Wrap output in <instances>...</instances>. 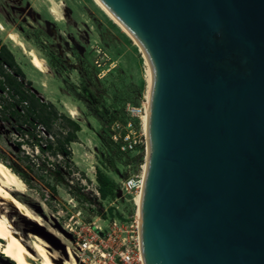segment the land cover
Masks as SVG:
<instances>
[{"label": "water", "instance_id": "water-1", "mask_svg": "<svg viewBox=\"0 0 264 264\" xmlns=\"http://www.w3.org/2000/svg\"><path fill=\"white\" fill-rule=\"evenodd\" d=\"M150 66L144 264H264V0H99Z\"/></svg>", "mask_w": 264, "mask_h": 264}, {"label": "rangeland", "instance_id": "rangeland-1", "mask_svg": "<svg viewBox=\"0 0 264 264\" xmlns=\"http://www.w3.org/2000/svg\"><path fill=\"white\" fill-rule=\"evenodd\" d=\"M53 1L59 19L51 12V0H0V22L6 28L0 32V40L25 75L24 82H30V88L43 102L52 104L59 114L78 123L80 130L77 140L69 145L71 157L67 167L61 156L43 157L37 148L28 145H22L20 151L14 143L20 141L16 131L11 124L0 120V150L4 154L9 158L29 154L38 163L46 158L51 170L56 164L63 168L67 183L56 182L44 169L35 167L29 173L27 193L18 197L41 218V225L22 217L11 207L5 208L25 244L29 246L34 236H38L46 242L56 262L69 260L71 252L77 264L104 261L111 264L110 257H101L103 246L98 238L108 236L110 222L103 214L107 215L110 208L112 219L121 212L131 217L136 211L133 196L122 192L120 187L123 180L141 175L146 163L142 114L147 66L133 40L93 0ZM9 32L17 34L28 50H34L45 61V73L32 67L29 56L7 38ZM102 104L116 114V121L109 126L102 124L95 112ZM71 109L76 110V116L69 115ZM53 130L59 135L68 131L62 120L56 122ZM104 137H112L115 142L123 138L124 154L113 153ZM135 140L140 142L136 151L125 154ZM107 157H112L115 170L102 163ZM19 164L25 168L29 161ZM97 169L118 185L112 201H102L100 197ZM80 187L85 188L83 191L91 201L76 198ZM110 245L108 242L105 246L106 252L114 250ZM12 262L0 251V264H15Z\"/></svg>", "mask_w": 264, "mask_h": 264}, {"label": "trees", "instance_id": "trees-1", "mask_svg": "<svg viewBox=\"0 0 264 264\" xmlns=\"http://www.w3.org/2000/svg\"><path fill=\"white\" fill-rule=\"evenodd\" d=\"M24 80L25 75L16 63L13 54L5 45H2L0 40V120L11 124L16 131L20 141L14 143L19 150L22 145H28L31 148H37L43 157L46 155L61 156L66 161V166L68 164L70 166L69 145L77 140L80 125L59 114L52 104L43 102L30 88V82L25 83ZM95 112L98 119L106 126L116 121V114L104 104L101 107L97 106ZM59 120H62L68 129L64 135H59L53 130L54 125ZM103 140L113 153L124 154L121 152V148L124 147L123 138H120V142H115L112 137H104ZM136 149V146L132 150L126 148L125 154L136 151ZM15 156V158H9L0 150V161L20 177L25 184L30 185L28 175L35 167L50 173L56 182L67 184L61 166L56 164L52 166L53 170H51V167L47 166L46 158L43 162L38 163L32 160L29 154L24 153L23 156L15 154ZM20 161H29V164L23 168L19 164ZM102 163L108 166L110 170L116 169L112 157H107ZM96 180L102 201H112L116 198L118 185L115 180L107 176L101 169H97ZM83 190L85 188H79L76 198L79 201H91ZM103 215L112 217L113 210L110 208L107 215ZM118 217H122V215L119 214Z\"/></svg>", "mask_w": 264, "mask_h": 264}, {"label": "bare ground", "instance_id": "bare-ground-1", "mask_svg": "<svg viewBox=\"0 0 264 264\" xmlns=\"http://www.w3.org/2000/svg\"><path fill=\"white\" fill-rule=\"evenodd\" d=\"M52 1L51 12L60 18L56 4ZM93 2L105 13V15L118 27L121 28L123 33H125L129 38H131L134 44L143 53L145 59V64L147 66V92L146 100L144 103L145 112L142 114V122L144 127V132L147 136L148 128V108H149V89H150V66L146 54L139 46L137 41L129 34V32L122 26L118 20L103 6L99 0H93ZM5 26L0 22V32H5ZM7 38L15 45H17L24 54L29 56V61L33 68L37 69L41 73L46 72L45 61L34 51L28 50L25 43L13 32L7 33ZM143 109V110H144ZM71 117L77 115L76 110L71 109L68 111ZM145 167L146 163L142 167V178H145ZM27 185L25 182L18 177L10 168L4 165L0 161V251L1 253L15 264H60L54 260L48 251V245L38 236H34L31 243L25 244V240L17 232L12 222L8 217V212L5 206L13 208L22 217L27 218L39 225H41V218L33 213V211L18 197V194H26ZM142 193L139 192L136 197V204L138 205V219L139 210L141 206ZM70 259L64 260L61 264H77L72 253L70 252Z\"/></svg>", "mask_w": 264, "mask_h": 264}, {"label": "built area", "instance_id": "built-area-1", "mask_svg": "<svg viewBox=\"0 0 264 264\" xmlns=\"http://www.w3.org/2000/svg\"><path fill=\"white\" fill-rule=\"evenodd\" d=\"M127 139H130V136H128ZM133 143V145H130L131 150L134 146L140 144V142L136 140L133 141ZM120 188L122 192L133 196L132 201L134 202L136 211L131 217L124 216L122 212V217H116L114 219L108 217V221L110 222L108 236L102 235L103 237L98 238L99 244L103 246L100 248L101 251H103L101 257L103 259L110 257L112 259L111 264H144L140 242V220L137 217L138 205L135 201L137 194L142 192V174L123 180ZM108 242H110V246L114 248L111 252L105 251V246ZM103 264H107V262L104 261Z\"/></svg>", "mask_w": 264, "mask_h": 264}]
</instances>
